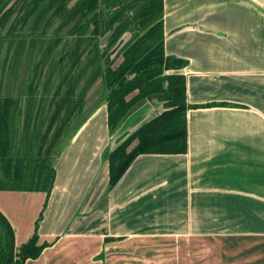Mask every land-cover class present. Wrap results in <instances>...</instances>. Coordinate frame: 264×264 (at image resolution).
I'll list each match as a JSON object with an SVG mask.
<instances>
[{
  "label": "crops",
  "instance_id": "1",
  "mask_svg": "<svg viewBox=\"0 0 264 264\" xmlns=\"http://www.w3.org/2000/svg\"><path fill=\"white\" fill-rule=\"evenodd\" d=\"M163 8L165 55L185 61L179 72L186 78L188 151L139 155L107 202L108 148L161 103L143 102L118 138L107 134L101 105L61 151L57 144L50 149L48 166L56 171L50 194L0 190L17 248L43 214L39 244L48 246L25 264H124L150 232L178 237L179 264H264V0H163ZM27 116L23 134L14 118L15 150L26 137L37 141L38 104ZM107 253L116 256L99 259Z\"/></svg>",
  "mask_w": 264,
  "mask_h": 264
},
{
  "label": "trees",
  "instance_id": "2",
  "mask_svg": "<svg viewBox=\"0 0 264 264\" xmlns=\"http://www.w3.org/2000/svg\"><path fill=\"white\" fill-rule=\"evenodd\" d=\"M163 9V0H0L1 39L11 37L18 27L23 29L31 23L29 33L36 45L37 35L38 39L44 36L55 22H59V29L69 26L67 30L73 37L74 53L82 56L88 52V63L92 68L89 85L101 78L107 88L105 104L112 135L143 102L156 97L161 103V110L156 115L119 137L117 145L107 151L108 190L117 185L141 154L188 151L186 78L179 72L185 61L165 55ZM12 17L15 18L13 25L4 36L2 28ZM41 25L44 31L37 34ZM127 32L132 33L130 40L111 58ZM102 37H105L103 45ZM100 45L103 48L100 49ZM21 98V93L17 98L0 96V190H41L50 194L56 177L55 168L52 164L48 166L52 159L50 149L55 146L52 143L60 138L63 127L71 121L72 112L82 108L84 97L73 111L67 110L65 118L58 117L60 110L57 107L50 121L60 122L62 126L52 136V142L50 127L46 129L39 138L41 144L37 153L31 151L38 145L37 133L35 142L26 135L25 141H20L18 152L12 142L14 111ZM32 101L31 93L29 105L33 108ZM48 139L49 148L41 154ZM135 141L137 144L130 149ZM42 216L34 234L17 248L13 227L0 211V264H25L42 254L48 246L47 243L39 244L37 230Z\"/></svg>",
  "mask_w": 264,
  "mask_h": 264
},
{
  "label": "rangeland",
  "instance_id": "3",
  "mask_svg": "<svg viewBox=\"0 0 264 264\" xmlns=\"http://www.w3.org/2000/svg\"><path fill=\"white\" fill-rule=\"evenodd\" d=\"M58 23L52 24L53 26L41 38L38 39L37 35L36 41L38 43L36 45L33 43V36L29 33L31 23L26 24L27 26L23 29L18 27L11 37L7 39L0 38V96L17 98L21 93L20 107L14 111V114L15 123L23 134L26 119H29L27 110L29 104L31 105L32 93V102L34 106L38 104V119L41 120V123H38V127L36 126V130L38 129V146L41 144V139L39 138L47 128L50 127L49 133L52 142V136L56 135L62 126L60 122L50 121L57 107L60 110L58 117L60 119L65 118L67 117V110L69 112L73 111L77 107L76 103L81 100L80 98L85 97V100L83 98V109L72 112L71 121L63 127L60 138L54 139L56 141L52 143L53 145L57 144V148L60 149L67 137L74 133L75 130L77 131L81 128L88 115L92 116L96 111H100L101 105L105 104L107 88L101 78H98L94 84L89 85L88 76L92 68L88 63V52L82 54V56L75 54L73 51L75 49V45L72 42L73 37L67 30L69 26L59 29ZM43 31L41 25L37 34ZM9 32L10 30L7 34ZM100 42L103 45L105 37H102ZM101 48L103 46L100 45ZM100 65H103V61H101ZM81 73H83V77H81ZM36 111L37 107L35 110H31L30 114L33 115ZM134 118L137 119L136 117ZM43 121H47V124ZM41 124L46 126H39ZM128 124L127 128L135 126L137 123L134 125ZM30 125L32 126L33 122ZM31 126L27 128L29 133H32L35 129L34 126ZM107 134L110 136L112 134L109 124ZM50 139L44 144L41 154H45L48 150ZM16 151L18 152V150ZM31 151H35V148ZM110 191L108 190L107 202ZM142 209L145 214L149 212L148 205L143 206ZM152 233L150 232L149 237L139 238L137 245L140 248L137 254H135L136 251L128 252L122 259L124 264H179L178 237L169 240L164 238L162 232L156 233L155 236H151ZM123 245L125 246V242ZM115 256L116 254L107 253L99 255V259L110 262Z\"/></svg>",
  "mask_w": 264,
  "mask_h": 264
},
{
  "label": "water",
  "instance_id": "4",
  "mask_svg": "<svg viewBox=\"0 0 264 264\" xmlns=\"http://www.w3.org/2000/svg\"><path fill=\"white\" fill-rule=\"evenodd\" d=\"M14 17H12L7 23H6V26H5V28H4V30H3V35L5 36L7 33H8V31L11 29V27H12V25H13V22H14ZM128 40L126 39V37H123L122 39H121V41H120V43H121V45H120V47H118L117 48V50L113 53V54H115L116 55V53H117V51L127 42ZM114 55V56H115ZM113 56V57H114ZM113 57H111V58H113ZM156 98V97H155ZM134 112V110L129 114V116H131L132 115V113ZM128 116V117H129ZM127 117V118H128ZM122 132H124V130L122 129V126H120V128L118 129V131L116 132V134H115V136L114 137H119L120 135H122L121 133ZM117 137V138H118Z\"/></svg>",
  "mask_w": 264,
  "mask_h": 264
}]
</instances>
